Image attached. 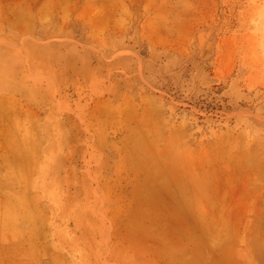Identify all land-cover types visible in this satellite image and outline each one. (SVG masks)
Here are the masks:
<instances>
[{
	"label": "rangeland",
	"instance_id": "obj_1",
	"mask_svg": "<svg viewBox=\"0 0 264 264\" xmlns=\"http://www.w3.org/2000/svg\"><path fill=\"white\" fill-rule=\"evenodd\" d=\"M0 264H264V0H0Z\"/></svg>",
	"mask_w": 264,
	"mask_h": 264
},
{
	"label": "bare ground",
	"instance_id": "obj_2",
	"mask_svg": "<svg viewBox=\"0 0 264 264\" xmlns=\"http://www.w3.org/2000/svg\"><path fill=\"white\" fill-rule=\"evenodd\" d=\"M8 111V110H7ZM8 113H10L9 111H8ZM10 143V142H9ZM13 144H15V143H13ZM16 145V144H15ZM7 147H9V145H7ZM15 147V146H14Z\"/></svg>",
	"mask_w": 264,
	"mask_h": 264
}]
</instances>
